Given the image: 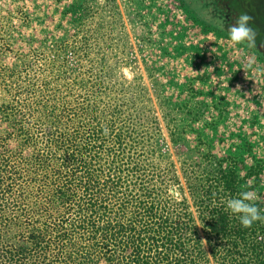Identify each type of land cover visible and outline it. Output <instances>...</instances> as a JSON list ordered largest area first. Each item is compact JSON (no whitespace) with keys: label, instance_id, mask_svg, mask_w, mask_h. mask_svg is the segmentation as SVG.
Returning a JSON list of instances; mask_svg holds the SVG:
<instances>
[{"label":"rangeland","instance_id":"374dc122","mask_svg":"<svg viewBox=\"0 0 264 264\" xmlns=\"http://www.w3.org/2000/svg\"><path fill=\"white\" fill-rule=\"evenodd\" d=\"M199 3L0 0V93L15 71L18 84L48 96L47 109L59 102L74 112L87 94L104 101L107 125L129 137L149 177L168 179V195L185 198L193 218L183 170L215 160L233 164L264 208V62L221 34ZM6 129L1 119L0 139ZM19 140L0 145L4 162Z\"/></svg>","mask_w":264,"mask_h":264},{"label":"trees","instance_id":"16d2710c","mask_svg":"<svg viewBox=\"0 0 264 264\" xmlns=\"http://www.w3.org/2000/svg\"><path fill=\"white\" fill-rule=\"evenodd\" d=\"M196 1L223 35L241 12L252 17L256 45L244 47L264 62V0ZM14 72L0 93V145L20 137L14 158H0V264H264V222L244 228L226 207L245 190L233 164L183 170L193 218L185 198L168 195V179L149 177L129 137L107 125L104 101L87 94L74 112L68 103L47 109L48 96Z\"/></svg>","mask_w":264,"mask_h":264},{"label":"clouds","instance_id":"9594fccd","mask_svg":"<svg viewBox=\"0 0 264 264\" xmlns=\"http://www.w3.org/2000/svg\"><path fill=\"white\" fill-rule=\"evenodd\" d=\"M251 19L246 12H241L228 24V38L237 45H246L251 48L256 45L257 31L251 25ZM257 194L250 190H241L238 195L226 201L227 209L235 216L244 228H250L256 222H264V208L259 207L254 201Z\"/></svg>","mask_w":264,"mask_h":264},{"label":"water","instance_id":"95a60500","mask_svg":"<svg viewBox=\"0 0 264 264\" xmlns=\"http://www.w3.org/2000/svg\"><path fill=\"white\" fill-rule=\"evenodd\" d=\"M123 72H124L125 76L130 77V74L128 73L127 70H123ZM171 192H172V190H171ZM172 193H173L174 195H176L175 192H172Z\"/></svg>","mask_w":264,"mask_h":264},{"label":"crops","instance_id":"0c3cea01","mask_svg":"<svg viewBox=\"0 0 264 264\" xmlns=\"http://www.w3.org/2000/svg\"><path fill=\"white\" fill-rule=\"evenodd\" d=\"M208 72H210V71H208ZM222 77V76H221ZM241 89V88H240ZM238 91H239V89H238ZM237 91V92H238ZM238 96V98H240L241 96H239V95H237ZM248 101H253V97H252V100H251V95L249 96V98H248ZM248 101H247V103H248Z\"/></svg>","mask_w":264,"mask_h":264}]
</instances>
